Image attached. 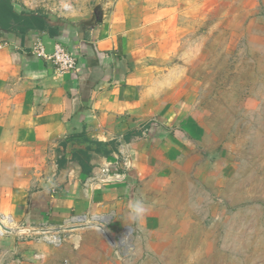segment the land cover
<instances>
[{
	"label": "crops",
	"instance_id": "0c3cea01",
	"mask_svg": "<svg viewBox=\"0 0 264 264\" xmlns=\"http://www.w3.org/2000/svg\"><path fill=\"white\" fill-rule=\"evenodd\" d=\"M212 1L89 0L70 13L10 0L29 26L0 25V264H46L47 245L98 231L134 245L93 264H146L187 231V212L174 233L164 223L180 184L205 198L231 188L239 165L174 70ZM37 40L69 47L77 70L35 56Z\"/></svg>",
	"mask_w": 264,
	"mask_h": 264
},
{
	"label": "rangeland",
	"instance_id": "374dc122",
	"mask_svg": "<svg viewBox=\"0 0 264 264\" xmlns=\"http://www.w3.org/2000/svg\"><path fill=\"white\" fill-rule=\"evenodd\" d=\"M17 1L31 11L47 7L70 13L64 5L89 2ZM174 60L179 83L198 88L202 117L239 166L231 188L221 197L205 198L195 186L187 191L184 183L179 185L178 206L167 212L164 223L174 233L176 221L187 212V231L146 264H264V0L209 2ZM94 233L84 245L73 241L77 237L59 248L47 245L46 264H87L86 256L93 264L91 258L97 255L134 245L117 238L109 241L102 231ZM128 238L125 234L124 240ZM4 260L13 264L10 257Z\"/></svg>",
	"mask_w": 264,
	"mask_h": 264
},
{
	"label": "built area",
	"instance_id": "2783aa9c",
	"mask_svg": "<svg viewBox=\"0 0 264 264\" xmlns=\"http://www.w3.org/2000/svg\"><path fill=\"white\" fill-rule=\"evenodd\" d=\"M72 5L66 4L63 6L65 10H71ZM33 53L38 58L52 63L57 71L67 73L77 70L78 68V57L71 51L69 47L62 45L61 43L56 44L53 51H48L45 44L41 40H37L33 46ZM62 239L59 236H54L52 239H48V242L55 245L60 244Z\"/></svg>",
	"mask_w": 264,
	"mask_h": 264
},
{
	"label": "trees",
	"instance_id": "16d2710c",
	"mask_svg": "<svg viewBox=\"0 0 264 264\" xmlns=\"http://www.w3.org/2000/svg\"><path fill=\"white\" fill-rule=\"evenodd\" d=\"M7 19H11L14 18L16 21H20L21 23H25L27 26H29V24H27L24 15H19L17 14L14 10L13 7L10 3V0H2L0 1V25H4L3 22L6 21ZM25 29L22 28L21 31H24Z\"/></svg>",
	"mask_w": 264,
	"mask_h": 264
},
{
	"label": "clouds",
	"instance_id": "9594fccd",
	"mask_svg": "<svg viewBox=\"0 0 264 264\" xmlns=\"http://www.w3.org/2000/svg\"><path fill=\"white\" fill-rule=\"evenodd\" d=\"M131 208L134 214H139L143 211V206L140 204L139 201L131 205Z\"/></svg>",
	"mask_w": 264,
	"mask_h": 264
},
{
	"label": "bare ground",
	"instance_id": "6f19581e",
	"mask_svg": "<svg viewBox=\"0 0 264 264\" xmlns=\"http://www.w3.org/2000/svg\"><path fill=\"white\" fill-rule=\"evenodd\" d=\"M2 227V226H1ZM0 227V228H1ZM126 240V239H125ZM124 243L126 244V245H128V244H130V241H124Z\"/></svg>",
	"mask_w": 264,
	"mask_h": 264
},
{
	"label": "water",
	"instance_id": "95a60500",
	"mask_svg": "<svg viewBox=\"0 0 264 264\" xmlns=\"http://www.w3.org/2000/svg\"><path fill=\"white\" fill-rule=\"evenodd\" d=\"M51 230L56 231V229H51Z\"/></svg>",
	"mask_w": 264,
	"mask_h": 264
}]
</instances>
